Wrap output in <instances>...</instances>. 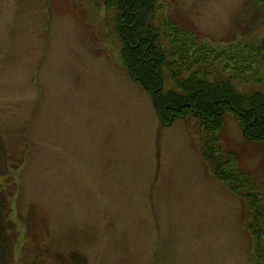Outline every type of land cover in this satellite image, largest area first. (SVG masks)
Segmentation results:
<instances>
[{
  "label": "rangeland",
  "instance_id": "obj_1",
  "mask_svg": "<svg viewBox=\"0 0 264 264\" xmlns=\"http://www.w3.org/2000/svg\"><path fill=\"white\" fill-rule=\"evenodd\" d=\"M158 1L160 34L176 22L204 44L250 46L251 72L264 74L256 0ZM116 12L105 0H0V264H77L73 253L81 264H264L245 200L203 155L208 135L190 117L162 125L129 75ZM234 84L264 93L263 80ZM216 136L255 177L264 216V143L233 113Z\"/></svg>",
  "mask_w": 264,
  "mask_h": 264
},
{
  "label": "trees",
  "instance_id": "obj_2",
  "mask_svg": "<svg viewBox=\"0 0 264 264\" xmlns=\"http://www.w3.org/2000/svg\"><path fill=\"white\" fill-rule=\"evenodd\" d=\"M105 2L117 10L116 28L122 43L121 57L129 75L151 95L162 125L169 126L178 118L190 117L195 120L196 128L208 135L202 142L203 155L213 176L245 200L249 212L247 227L254 237L256 250H260L264 216L257 181L240 169L238 156L231 151L226 153L216 136L226 114L233 113L248 140L264 143V93H240L234 84L240 78L264 81V74L258 77L251 72V47L204 44L187 27L176 22H167L163 35L160 34L151 23L158 0ZM255 2L264 11V0ZM236 54H243L246 58L234 57ZM221 62H226L222 70L217 66ZM165 69L176 81V89L165 88ZM227 71L229 74H225ZM1 146L0 153H5L4 146ZM4 202L0 196V250L3 253L8 241L3 227L7 218ZM78 256L73 253L71 259L81 264ZM258 264H262L261 260Z\"/></svg>",
  "mask_w": 264,
  "mask_h": 264
}]
</instances>
